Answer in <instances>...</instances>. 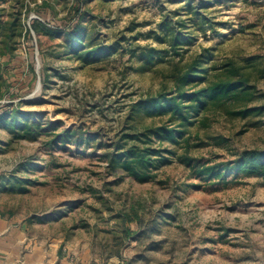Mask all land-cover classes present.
<instances>
[{"label": "rangeland", "instance_id": "1", "mask_svg": "<svg viewBox=\"0 0 264 264\" xmlns=\"http://www.w3.org/2000/svg\"><path fill=\"white\" fill-rule=\"evenodd\" d=\"M25 2V32L34 20L55 26L72 21L73 0ZM85 11L89 39L105 50L116 46L117 51L86 63L66 51L62 36L53 41L42 37V47L37 39H28L14 54H0V114L12 105L35 113L49 133H79L71 144L51 152L42 137L0 150V177L29 158L49 159V153L59 165L22 173L46 183L25 195L0 189L6 233L21 232L43 246H60L72 264H264L263 181L243 176H231L228 185L218 179L199 180L178 158L184 153L182 145L165 144L177 153L173 162L152 181L127 178L102 196L110 204L91 191L77 190L79 185L104 190L106 181L115 180L107 178L106 154L122 130L168 121L145 114L136 122L126 119L134 103L164 91L165 85V91L172 89L166 76L173 63L198 55L210 65L229 57L264 56V0H94ZM173 31L190 39L178 54L171 48ZM145 47L159 51L161 58L141 70ZM258 95L250 105L262 108L258 115L231 119L210 113L206 127H190V156L213 166L246 151L263 153L264 79L258 83ZM5 134L0 127V140L6 141ZM77 202L78 207L60 216L63 206ZM133 205L144 223L141 228L131 223L137 235L121 246L124 222L117 214L123 208L132 213ZM51 214L59 219L37 220ZM166 215L171 218L165 220ZM83 221L87 227L70 231Z\"/></svg>", "mask_w": 264, "mask_h": 264}, {"label": "trees", "instance_id": "2", "mask_svg": "<svg viewBox=\"0 0 264 264\" xmlns=\"http://www.w3.org/2000/svg\"><path fill=\"white\" fill-rule=\"evenodd\" d=\"M94 0H73V9L69 13L72 21L65 20L63 26H55L52 23L34 20L30 30L23 28V14L28 8L25 0H0V54L12 55L19 45L24 44L28 39H37L39 46L42 37H48L53 41L62 36L66 38V51H71L83 62L91 60L99 61L102 56L117 51L116 46L105 50L101 44L94 43L90 38L89 28H84L85 19L88 17L85 7ZM106 2L113 0H105ZM191 15H193L191 13ZM10 19H9V18ZM69 20V19H68ZM94 30V28H93ZM23 38V39H22ZM23 40V41H22ZM187 36L172 32L171 48L178 54L180 47L189 42ZM132 50L131 52H133ZM157 53V55L155 54ZM141 70L155 66V58H161L160 52L154 48L145 47L142 50ZM198 55L186 63H173L171 72L166 79L172 83V89L167 92H159L131 105L126 121H137L141 114L149 117H168V121L161 125H132L122 130V136L113 143L107 156V178L115 177L114 181L104 184V190L86 189L79 185L77 190L80 193L91 191L99 199L103 195L111 194L113 188L123 183L127 178L139 183H146L156 178L157 172L173 162L177 153L165 144L182 145L184 153L178 156L182 164L192 170L199 180L218 179L219 182L228 185L232 176L238 179L240 176L249 178L257 177L264 183V152L246 151L231 162L210 165L201 163L197 158L191 157L192 149L191 135L188 129L193 126L206 127L207 114L223 115L231 119H247L262 112L260 107H252L258 99V83L264 79V56H252L247 59H236L229 57L221 61L212 62L203 59ZM33 112L20 111L9 105L0 114V127L5 130L6 141L0 140V150L3 146L12 147L16 141H36L42 137L44 146L54 150L58 145H69L72 138L78 136V130L66 129L62 133H49L45 131L35 119ZM54 155L49 153L45 160L29 158L17 165L9 173L0 177V189L7 194L25 195L31 191L33 186L46 185L38 178L29 174L32 169H52L59 165L54 160ZM45 167L42 166V162ZM105 192V193H104ZM103 202L110 204L108 200ZM79 206V202L63 206L65 211L60 216L66 215L68 209ZM110 210L113 212L112 208ZM128 213L121 209L117 216L124 222L122 245L127 240L137 235L132 231L131 223L135 222L141 228L143 222L135 205ZM5 216L4 213H1ZM59 219L54 215L44 218H37L39 222L46 219ZM171 215L164 216L167 220ZM36 218L30 219L33 222ZM87 227L84 221L74 225L70 231ZM115 254L122 258L121 251Z\"/></svg>", "mask_w": 264, "mask_h": 264}, {"label": "crops", "instance_id": "3", "mask_svg": "<svg viewBox=\"0 0 264 264\" xmlns=\"http://www.w3.org/2000/svg\"><path fill=\"white\" fill-rule=\"evenodd\" d=\"M65 251V249L63 250ZM61 247L43 246L39 240L24 234L6 233V223L0 218V264H72Z\"/></svg>", "mask_w": 264, "mask_h": 264}]
</instances>
